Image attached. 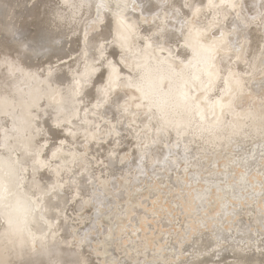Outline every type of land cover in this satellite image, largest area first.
<instances>
[{"label":"bare ground","instance_id":"6f19581e","mask_svg":"<svg viewBox=\"0 0 264 264\" xmlns=\"http://www.w3.org/2000/svg\"><path fill=\"white\" fill-rule=\"evenodd\" d=\"M101 4L103 5L102 7H100ZM186 5H190L191 8H183ZM130 8L140 12H131ZM11 9H13L12 14L10 12ZM9 12L11 18L18 12L25 14L23 16V22L20 24L18 23L19 30L17 31L10 27L12 21L9 20ZM170 12L172 17L177 20L176 24L173 22L175 28H170L169 25L165 26L167 18L170 16ZM230 12L238 13V19L241 21H245L247 18L246 16L249 15L248 17L253 20H251L252 22L258 19L259 22L264 24V0H211V2L210 0H68V3H65V0H0V35H3V39L0 41V59L6 57L20 69L19 72L12 74L9 72L7 65L0 67V264H67V262H65L67 257H69V264H92L94 263H90L94 256L92 254H97V257L98 254H102L103 257L101 259L98 257L102 264L110 263L109 261L114 262H111L112 264H128V260H122L124 256H121L122 261H118L120 258L117 257V253L116 256L115 252L111 251V247L115 246L113 237L119 233H126L129 230H125V224H129V222L120 224L121 218L118 215L115 217H111V214L109 215V217L112 218V221L116 219L113 223H117V219L120 221L117 231H114L113 227H110L109 230H106V233L107 231L108 233L103 234V236L98 238L96 236V238H94L93 235V238L96 240L93 243L94 245H92L93 247H91L94 249V252L91 251V259L85 255L87 254L84 253L86 252L85 250L82 252L81 247L87 243L85 241V233H88V231L86 230H90L89 233L92 234L91 232L94 228L93 230L89 229L91 227L90 223V225H87L89 228L84 230L86 232L83 231L85 228H79V230L82 229L80 231L84 232V234H81L82 237L76 241L75 236L77 233L79 234L80 231L78 230L79 232H77V230L74 229V219H72L73 221L71 224H69V220L68 222H64L65 220L67 221V219L64 221L62 220L59 210L60 208L64 209L69 200L72 198L75 199L78 195H82V199L79 198V200L72 206L70 205V207L76 209V212L81 209L84 210L82 207L87 203L94 201L95 196L101 197L99 196V193L100 191H103V183L102 185L98 184V188L90 186V191H88L89 188L86 185L91 182L90 178H96L98 175L95 172V168L93 173H96V176L90 177V174L87 172L90 178H88V176H86V178L90 179V182L82 177L83 175L85 176V174H82L81 178V174L79 175L78 173H74V175H65L64 178L67 179L65 182L61 176L62 173H60V170L62 168V170H65L64 168L67 170V168L71 166L70 164L72 161L76 162L80 159V162H82V169H80L84 173L85 171H89V168L92 167H89L91 165L88 166L87 164L91 162L88 161L89 163H87L84 161L86 154H88V147L91 145L88 144L90 142L92 143L97 136L99 137L100 135L101 137V134L104 135V138L111 134L110 129H108L109 126L108 128L106 127L108 123L112 128L109 120L110 122L113 121L118 123L121 121H123L122 123H125L124 121H126L130 125V119L132 118L131 120H133L135 117L137 118L136 114H142V118H144L143 115L145 116L143 120L146 122V126L143 128L144 131L146 130L147 132L153 126V129H151L152 131L149 130V134H146L149 144H154L161 140V138L164 140L166 136H168L167 147H163V144L162 147L160 145H154L151 147L148 146V141H146L147 145L145 144V148L147 147L148 149V147H151L148 149L150 151L145 150L146 152H144V148L138 152L136 149V145L140 140L137 138L138 134L134 133L135 135H130V133H133L134 131H131L130 133L128 131L129 135H126L127 132H125V130H127V128L125 129V123V130L123 131L124 134L126 133V138L123 139L124 141L120 142L121 145L118 146L119 141L114 144V140L112 142L113 144H105L106 142L103 139L100 140L105 143L99 144V141L96 140L100 137L95 140L98 142V146H95L94 154H96L97 162L102 163L103 165L100 164L102 167L97 165L98 172L102 170L104 171V169L113 172V166L115 163L114 157H116L114 155H116V151L118 150L121 151V153L124 152L121 159L125 158L127 160L129 154L127 155L125 152H129V150H137L136 159L139 161L137 169L140 168V170L136 173L140 175L142 171H144V163L148 158L150 159V162H146L148 168L158 162L159 164L156 166L157 168L166 170L170 169L169 171H172L175 166H180L179 164H190L192 168H194V171H192L193 169L191 170L193 175L191 174L192 177L189 178H191V182H193L194 185L200 182L198 183V186L203 190L201 189V191H197V189L196 193H193L192 190L190 195L187 194L189 196L188 199H185L187 202L183 208L186 209L185 211H187V213L192 212L193 214L196 210H198L196 212L198 213V202L200 205L202 203V210L200 209V211H202L203 215L197 220L192 218L193 221L190 222L189 232H186L185 230L188 228L184 229L181 225L179 233L182 232L185 236L184 238L180 236V238L177 239V242L174 240L175 243L171 238L172 232L176 231L175 226L168 229H164V227L161 226L159 227V232L157 230L158 233L154 231L149 232L147 230V216H151L152 214H140V209H137L140 211L139 213L138 211L136 212L140 214L141 217L139 221L141 220L142 223L140 222V225L138 226L134 221L136 225L131 229L133 234H130L129 236L128 233V237L125 240L123 236L124 242L131 241L135 244L134 246H131L130 243L129 247L124 245L125 243L122 244L124 247L129 248V254L132 250L135 251V255L133 254L134 256H130L132 261L134 259L136 262L138 259L143 258V264H151L152 261L149 263L150 259L162 264V262L172 263L177 259H183L190 253V250H192L189 248L185 249V243L191 240L195 233H204L205 231L203 232V230L206 229L213 231L212 233L217 238L216 243H214L216 246H221V243L225 241L228 243L229 239H235V241L238 239L236 243H234V241L232 242L234 244L230 245L239 247V249L243 248L244 245L249 248L250 246H257L259 244V242H257L259 234H264V232L258 234V229H256L258 226L255 225V223V229L251 230V233L254 232V235H247L244 239H242L243 237L235 236L237 232H250L248 227L250 224H245V226L242 224L245 223V221H242L239 224L237 223L239 221L235 220L236 218L240 220L239 216L241 218V215L249 214L246 213L248 210H243L244 212L236 210L235 206H239L238 204L241 205V203H243L237 202L238 197H236V192H241V194H243L244 191L250 189L257 190L259 188L256 185L258 180L255 181L254 184L253 178L256 176L248 177L243 172L241 175L234 177L230 176L229 170L234 164L243 167L247 166L246 168L248 169V166H251L256 161L257 150H264V107H261L260 104L259 106H253V104H251L253 106V111H251V109L249 111L248 108H239L237 106V101L240 100L242 95L247 91L248 84L250 85V83H247L250 82V79L247 77L249 79L247 80L245 74L252 72L251 70L254 72L258 63L257 61L260 60L258 56L260 51L262 52L260 42L264 40V27L260 28L258 24L259 29L257 25L253 24L251 27H257L251 31L252 29L250 30L248 28L250 25L246 24L247 22L243 23L244 25H249L246 27L251 32L248 30L250 35L246 38L248 41V38L251 37V43L248 44L247 41H244L246 40L245 38L244 40H240V37H238L240 42H244L235 48L232 46L233 43H231V38L233 39L234 35L232 36L230 33L235 34L237 29L243 25L242 22L236 20L238 22L235 23V21H232L233 25L230 26V29L232 30H229V26L223 24L224 26L226 25L228 29L225 30L226 27H224L223 31H220L221 28L218 29L219 32L217 33H220V36L217 35L215 37H211L209 34L214 23H211L212 25L208 23L210 21L208 18L207 23L198 24L197 22V24H194V21L196 20L194 18L196 17H199L198 19H200L202 15H207L208 17L213 13H216L215 15L220 14L221 16H226ZM159 14L162 17H160ZM183 15L186 17V20L191 19L190 21L187 20V22L189 21V26L184 32L181 30L185 24L182 25V21L185 19V17L182 19ZM157 16L158 18L163 19H160V22L154 21ZM212 17V19H218L214 14ZM227 17H230L229 14ZM121 18L131 26L130 30L126 33L121 30ZM209 18L211 17L209 16ZM175 19H171V24L172 20L175 21ZM222 19H224V17ZM87 20L88 22L91 20V24H86ZM151 20H153L154 23H157L154 27V23L153 25L150 24L153 27L152 31L154 34L158 33V29L163 32L167 31V27L169 30L173 29L174 32L169 35L165 33L164 35L160 34L157 36H151V28L141 26L142 21L149 22ZM186 20H184V22ZM218 20L220 21L221 19ZM247 21L252 24L249 21V18H247ZM225 22H228L230 25L229 21L226 19ZM216 23L217 22H215V24ZM97 27H101L102 29L99 31L96 30V34L90 35V30ZM213 28L212 30H214ZM212 30L210 32H212ZM258 30L262 31H260L261 34L258 33ZM20 32L26 33V36L24 37L25 43L22 44L23 49L16 46L14 42L10 40L11 36ZM182 32V38L178 43V41H176L178 38L176 39L175 37H178L177 35ZM122 35L125 37L124 40L121 39ZM246 35L247 34H245V36ZM26 38L32 39L34 44L28 43ZM106 39L110 40L109 43L104 42L102 44ZM173 40L176 42L174 41L173 44H170ZM101 45L103 47H101ZM154 46H156V48H154ZM12 48H19V51H15ZM228 50L230 52L231 50L236 51L235 54L231 55L230 53L226 54V51ZM78 53L80 54L75 58L66 60L68 56ZM246 55L248 56L247 59H249L248 64L245 66L243 63V66L241 64L242 67L239 66L238 70L235 69V64L234 66L232 65L234 61V59L232 61V58L240 57L242 60ZM260 71L261 70H259V72ZM255 72L257 71L255 70ZM262 72L264 71L262 70ZM113 73L119 77L115 82H113ZM243 73L245 74L243 75ZM236 74H238V76H236ZM263 74L264 73L261 75ZM249 75L251 76L252 74L250 73ZM254 77L256 78V76ZM258 79L260 80L259 76ZM253 84L256 85L255 81ZM263 85L262 87H264ZM250 99L252 98L250 97ZM110 103H113V106L106 108L105 106ZM242 104H239V106L241 107ZM254 109H256L258 113H256ZM98 115H103L108 120L107 122L106 118L103 119V121L106 120L104 123H101L102 126L106 123V125L101 128L103 130H99L98 128V126H100V121L98 122V120H101V118H97L99 117ZM123 115H125V117ZM137 119L139 123H143V121L141 122L139 120V117ZM133 122L135 123V121ZM139 123H137V125ZM71 124L78 126L77 128L75 126L76 130L71 128ZM132 126L133 125H130L131 128ZM104 127L107 129L105 128L104 130ZM138 130H135V132H138ZM114 131H117V128ZM118 133L119 132L115 135L119 136ZM121 137H123L122 134L120 135V138ZM92 148H94V146H92ZM226 149L240 153L238 155L236 154L237 157H234L235 154H232L234 159L231 158V156L225 158L224 163L222 164L223 169L217 171L215 164L219 161L218 158L224 155L223 151ZM93 159L95 161V158ZM116 159L118 158L116 157ZM130 159L132 158L129 157V160ZM261 161L263 160L261 159ZM122 162L123 161L121 160V163ZM257 162L259 164V160ZM76 163L78 164L79 162ZM125 163L127 164V162ZM74 164L75 163H73V167ZM136 165H138V163H136ZM127 168L130 167L127 166ZM177 168L179 169L180 167H176L175 169ZM73 169L76 170L75 168ZM247 169L246 171L249 172ZM81 170L80 172H82ZM157 170L159 171V169ZM106 171L107 170H105V173ZM254 171H258L257 167ZM133 173L131 172L130 176H132L131 174ZM202 173H206L207 176H199ZM175 174L176 172H173V174L171 173V176ZM182 174H180V177L183 178ZM104 175H102V177ZM127 175L129 176V173ZM102 177H100V179L104 182L105 179L103 180ZM167 177L168 176L166 175V177L164 176L163 178ZM172 179L170 180L171 182ZM248 179L251 181L250 184L246 182ZM158 180L160 183L161 180L159 178ZM95 181L97 183V180ZM125 181L127 182V179H125ZM131 181L133 182L132 179ZM65 183L67 186H65ZM94 183L92 182V185ZM134 183L136 184V181ZM185 183L188 184V182ZM259 184H261V182ZM110 186H114V184ZM148 187L146 186V188ZM260 187H262V184ZM146 188H144L145 190L143 191H146ZM170 188L174 187L170 185ZM252 190L251 193L254 192ZM126 191L127 190L125 189V192ZM150 192L152 193V191ZM161 192L162 189H160L157 197H155L156 195L153 196L155 197L152 199L153 207L149 208L153 213H159L160 210H165L163 208L167 203L164 204V197ZM112 193L114 194V192ZM129 194H131V192H129ZM206 194L209 195L207 196ZM180 195L181 194H179L178 197ZM187 195H185V197H187ZM144 196L146 197V194ZM242 196L246 195L243 194ZM250 196L252 197V195ZM102 197L104 199L106 196ZM148 197L151 198V195ZM204 197L205 200H202ZM207 200L210 205L214 203L215 206L213 209H209V204L206 203ZM263 200L264 199L262 198V201L260 202L262 203ZM71 202L72 200L69 203ZM98 202L99 200L96 203ZM254 202H256V200ZM177 203H179V201ZM125 206H127L128 214L133 212V204ZM232 206L236 211V215L233 212ZM178 207L180 208V206ZM122 210H124V208ZM181 210H179V212ZM72 211L69 213L72 214ZM172 212L173 211L171 210L169 211V213ZM231 214H234L235 216H230ZM251 214H253V212ZM160 215L161 214H159V216ZM177 215H179V213ZM135 216H131L132 222L133 217ZM138 217L139 216H137V219ZM163 217L164 216H161V218ZM182 218L183 217H181V220H183ZM233 218L236 224L233 222ZM78 219L80 218H77L76 220ZM163 220L167 221L168 219L166 220L165 218ZM256 220L257 219H255V221ZM251 221L255 222L254 220ZM186 222L188 223L187 220ZM259 222L256 221V223ZM79 223H77V225H79ZM91 223L94 222L91 221ZM154 223L155 222H153V224ZM161 223L162 222L159 224ZM169 223L171 224V222ZM162 224L164 225V223ZM262 224L263 223L260 225ZM115 225L117 224H114V226ZM154 227H152V229H154ZM139 229H142L143 234L141 235L142 238L140 237L141 239L137 240L136 236H139V233L141 232L138 233ZM149 229L151 228L149 227ZM229 229L235 233L231 232V234L226 235V232H229L227 231ZM94 232L93 234H96V232ZM162 234L163 237L159 238ZM174 234L173 236L175 237ZM179 235L180 234L177 236ZM240 240L245 243H242L241 245L239 242ZM74 241H76V243ZM200 241L209 242L208 239H202V237L195 238L193 245L194 243H198V249L200 248ZM90 242H88V244ZM117 244L119 243L117 242ZM89 245H91V243ZM120 245L121 244H119V246ZM234 246H232V248ZM147 247H150L154 254L145 251L148 250L146 249ZM260 247L262 246L260 245ZM254 249H256V247ZM196 250L197 248L192 250V252H195ZM221 250L222 248L218 251ZM241 250L243 251V249ZM110 251L112 252V255H110ZM123 251H119L118 254ZM167 251H170L171 253L168 255L165 254ZM198 252L203 255L201 251ZM214 252L216 253L215 255H217L216 249H214ZM127 253L125 254L124 252L123 255H127ZM256 253L257 251L255 252V256L253 255L254 257H256ZM240 254L244 257L242 253ZM262 254L264 253H261V255ZM96 256H94V258L97 260ZM192 256L195 255L189 254L187 260H184L182 263L192 264L190 260H188H192ZM210 256L213 255L210 254ZM127 257L129 256L127 255ZM218 257L221 258V256ZM235 257L238 260L237 255H235ZM238 257L240 256L238 255ZM250 257L252 256H248L245 259L242 258L241 261L239 260L238 264H259V262L254 263L253 260L255 259H250ZM236 259L234 260L236 261L234 264H237ZM57 260L60 262L55 263ZM220 261L223 264V261ZM152 263L154 264V262ZM261 264H264V262Z\"/></svg>","mask_w":264,"mask_h":264},{"label":"rangeland","instance_id":"374dc122","mask_svg":"<svg viewBox=\"0 0 264 264\" xmlns=\"http://www.w3.org/2000/svg\"><path fill=\"white\" fill-rule=\"evenodd\" d=\"M188 5H186V6H184L183 8H191L190 7V5L187 7ZM130 10H131V12H135L136 11V13H139L140 11H137V10H132L131 8H130ZM185 10V9H184ZM10 12H11V14H12V12H13V9H11L10 10ZM10 12H9V15H10ZM161 13V12H160ZM169 13V12H168ZM180 13V12H179ZM181 14V13H180ZM205 14V13H204ZM213 14H214V16L215 17H217L218 19H221L220 21L218 20V19H216L215 17V19H212L213 17ZM213 14H208L211 18H209V16L207 17V15H202V17L200 18V19H198L199 17H196V18H194V19H196L195 21H194V24H197V22H198V24L199 23H201V24H204V23H207V18H208V20H210V21H212V22H208V23H214L213 25H212V27H211V30H212V28L214 29V30H212V32H210L209 31V34L211 35V37H215V36H220V33H217V32H219V30L218 29H220L221 28V30L220 31H223V29H224V27H226V25L227 26H229L228 28H229V30H232V29H230V26H232L233 24V22L235 21V23L236 22H242V24L243 23H246V24H249V25H242V26H240L238 29H237V32H238V30H239V32H238V34H237V32L234 34H232V33H230L232 36L234 35V37H233V39L231 38V43H233L232 44V46H234L235 48L238 46V45H241V43H243L244 41H247V36H249L250 35V32L251 31H253V29H256L255 27H257L258 26V24H259V26H260V28L262 27H264V24L262 23V22H259V20L257 19L256 21L254 20V22H252L253 20L252 19H250V17H248V16H246L247 18H249V21L252 23V24H250L248 21H247V18L246 17H244V18H246L245 19V21H241L240 19H238V16H237V14L238 13H236V12H230V13H228L229 14V16L230 17H227V15L226 16H221L220 14H217V15H215L216 13H213ZM231 14V15H230ZM25 14H22V13H20V12H18L15 16H13L12 18H11V15L9 16V20H11L12 21V23L10 24V27L12 28V29H14L15 31H17V30H19V24L20 23H22L23 22V16H24ZM212 15V16H211ZM234 15V16H233ZM159 16L160 17H162L160 14H159ZM220 18H219V17ZM232 16V17H231ZM236 16V17H235ZM184 15L182 16V19H184ZM224 17V19H222ZM235 17V19L233 20V18ZM228 18H230V19H228ZM251 18H253V17H251ZM159 19V20H158ZM160 19H163V18H158V16L156 17V19L154 20V21H156V22H160ZM168 19H170V20H168ZM171 19H175L174 17H172V15H171V12H170V16L167 18V22L165 23L166 25L165 26H167V25H169V27L171 28H175V24H176V22H177V20L175 19V21H173L172 20V24H171ZM193 19V20H194ZM225 19L227 20V21H229V23H230V25L228 24V22H225ZM184 20H186V17H185V19ZM184 20L182 21V25H183V27L181 28V30L184 32V31H186L187 30V28H188V26H189V21L191 20V19H187V20H189L188 22H187V20L184 22ZM199 20V21H198ZM204 20V21H203ZM214 20H216V21H214ZM224 20V21H223ZM236 20H238V21H236ZM252 20V21H251ZM90 21L91 20H89V22H88V20H87V22H86V24L87 23H89V24H91L90 23ZM154 21L153 20H151V21H149V22H146V21H142V27H145V28H151L150 29V32H151V36H157V35H160V34H165V33H167V35H169V34H172V32H174V30L173 29H171V30H169V28L167 27V31H165V32H163V31H159V29H158V33H156V34H154V32L152 31V28L155 26V25H157V23H154ZM201 21V22H200ZM214 21V22H213ZM218 21H219V24H218ZM233 21V22H232ZM175 24H174V23ZM215 22H217L216 24H215ZM258 22V23H257ZM19 23V24H18ZM146 23V24H145ZM153 23H154V25H153ZM261 23V24H260ZM144 24V25H143ZM150 24H152L153 25V27H152V25H150ZM187 24V25H186ZM218 24V25H217ZM221 24V25H220ZM223 24H226L225 26L223 25ZM253 24H255V25H257V26H255V27H251V25H253ZM149 25V26H148ZM215 25V26H214ZM218 27H217V26ZM221 27H220V26ZM244 26V27H243ZM251 30H249L247 27ZM259 26H258V28H259ZM234 27V26H233ZM232 27V28H233ZM251 27V28H250ZM227 27L225 28V30L226 29H228ZM246 28V29H245ZM259 28V29H260ZM100 29H102L101 27H97V28H95V29H93V30H90L91 31V33H89L90 35H93V34H96L97 33V31H99ZM217 29V30H216ZM97 30V31H96ZM233 30H236V29H233ZM250 32H249V31ZM216 31V32H215ZM246 31V32H245ZM259 32V34H261V30H258ZM261 31V32H260ZM95 32V33H94ZM155 32H157V31H155ZM169 32H171V33H169ZM183 32L182 33H180V34H178L177 36L178 37H175L176 39L178 38V40H176V41H178V43H179V40L182 38L181 37V35L183 34ZM249 34H248V33ZM10 33V32H9ZM21 33V34H20ZM20 33H17V34H15V35H13V36H11L10 37V40H12L13 42H14V44L16 45V46H18V47H20V48H22L23 49V43H25V41H24V37L26 36V33L25 32H20ZM216 33V34H215ZM244 33V34H243ZM11 34V33H10ZM212 34H213V36H212ZM215 34V35H214ZM245 34H247L246 36H245ZM264 34V33H263ZM230 35V36H231ZM240 35V36H239ZM231 36V37H232ZM243 38H242V37ZM3 37V35L1 34L0 35V41L3 39L2 38ZM28 37V36H27ZM238 37H240V40L242 39V40H244V38L246 39V40H244L243 42L241 41H239V38ZM235 38V39H234ZM237 38H238V40H237ZM251 37H249L248 38V44H250L251 43V39H250ZM250 39V40H249ZM264 39V38H263ZM237 40V41H236ZM26 41L28 42V43H31V44H34L33 43V40L32 39H27L26 38ZM109 39L107 40H105V41H103L102 42V44L105 42V43H109ZM174 41L175 40H173V41H171L172 43H170V44H173L174 43ZM175 41V42H176ZM181 42V41H180ZM240 42V43H239ZM264 40L263 41H261L260 43H261V49H262V52L260 51V53H259V58H260V60L259 61H257L256 63H257V66L255 67L256 69H254V72H253V70H251L252 72H246L247 74H245V73H243V75L245 74V78H247V80H249L250 82H247V83H250V85L248 84V87L250 88H248L247 87V91L245 92V94H243L242 95V98L240 99V100H238L237 102H238V107L239 108H248V110L250 111V109H251V111H253L252 109H253V106H259V104L261 105V107H264V87H262V85H263V82H264V74L263 75H261L262 73H264V72H262V70L264 71V67H262V66H264ZM166 43H167V41H166ZM236 43H239V44H236ZM107 45V44H106ZM154 48H156V46H154ZM13 49V48H12ZM248 49V48H247ZM13 50H15V51H19V48L18 49H13ZM229 51V50H228ZM226 51V54H228V53H230L231 55H233V54H235V51L236 50H231V52L229 51ZM176 53V52H175ZM80 53H78V54H73V55H71V56H68L67 58H66V60L67 59H72V58H75L77 55H79ZM263 54V55H262ZM238 58V59H237ZM248 58V56L246 55L245 56V58H243L242 60H241V58L240 57H233L232 58V61H233V59H234V61H233V66H234V64H235V69H239L238 67L240 66V67H242L244 64H245V66L248 64V61H249V59H247ZM258 58V59H259ZM176 59V58H175ZM236 59V60H235ZM240 59V60H239ZM244 60V61H243ZM247 60V61H246ZM242 61V62H241ZM246 62V63H245ZM238 63V64H237ZM244 63V64H243ZM240 64V65H239ZM241 64H242V66H241ZM260 65V66H259ZM259 66V67H258ZM259 68V69H258ZM263 68V69H262ZM258 69V70H257ZM236 70V71H237ZM255 70L257 71V72H255ZM259 70H261L260 72H259ZM262 72V73H261ZM252 74L253 75V77H252V75L250 76L249 74ZM248 75V76H247ZM260 77V80L258 79V76ZM236 76H238V74H236ZM254 76H256V78L254 77ZM252 78V79H251ZM254 78V79H253ZM258 79V80H257ZM261 79H263V80H261ZM253 80V81H252ZM251 81H252V84H251ZM254 81H255V83H256V85H257V87H256V85L255 84H253L254 83ZM259 85V86H258ZM264 86V85H263ZM260 87H261V89H260ZM254 88V89H253ZM250 91H249V90ZM238 91V90H237ZM252 91V92H251ZM249 92V93H248ZM253 93V94H252ZM261 96H262V98H261ZM246 97H247V99H246ZM250 97L252 98V99H250ZM254 98V99H253ZM255 98H257V99H255ZM261 98V99H260ZM252 100V101H251ZM113 102H115V101H113ZM236 102V103H237ZM242 102H243V104H242ZM249 103V104H248ZM262 103V104H261ZM239 104H242L241 105V107L239 106ZM248 104V105H247ZM251 104H253V106L251 105ZM246 105V106H245ZM250 105H251V107H250ZM263 105V106H262ZM111 106H113V103H110V104H108L107 106H105L106 108H108V107H111ZM255 110V112L256 113H258L257 111H256V109H254ZM122 115V114H121ZM99 116V115H98ZM101 116V117H100ZM99 117H97L98 119L99 118H101V120H98V122L100 121V126H98V128H99V130H103V129H101V128H103V126H105L106 125V123L105 124H103V126L101 125V123H104V121H106L107 120V118L105 117V116H103V115H100ZM124 117H125V115H123ZM136 116H137V118L139 117V120L142 122L143 120H144V118H145V116L143 115V117L144 118H142V114H136ZM103 117V118H102ZM141 117V118H140ZM106 118V120H104L103 121V119H105ZM136 117L133 119V120H131L130 118V121H131V123H130V125H133L132 126V128L130 127V125L126 122V121H124L125 123H126V126H125V123H122L123 121H121V122H113V121H111L110 122V120H109V123H111V125H112V128H111V126L110 125H108V123H107V125H106V127L108 128V126H109V128L108 129H110V132H111V134H109V136L108 137H106L105 136V138H104V135H102L101 134V137H100V135H99V137L97 136L95 139H94V141L91 143H89L88 145H90L89 147H88V150H87V153L88 154H86V156H85V160L84 161H86L87 163H89V162H91V163H89V164H87L88 166L89 165H91V166H89V167H92V168H89L88 170L89 171H85V173L81 170L82 169V167H81V164H82V162H80V159H78L76 162H79L78 164L74 161H72L71 162V166L70 167H68L67 168V170H66V168H64L65 170H60V173H62V177H63V179H64V181L66 182L67 181V179L66 178H64V176L65 175H67V174H73L74 175V173H78L79 175H80V177L82 176V174H85V176L83 175L82 177H84L85 179H87L86 178V176H88V178H90V177H94V176H96V173L98 174L97 175V177L96 178H98V179H96V178H90L91 179V182L89 181L90 179H87V181H89L90 183H87V185L86 186H88V188L90 187V186H92V187H96V188H98V184L99 185H102V183H103V194H102V192L100 191V193H99V196H101V197H97V196H95L94 197V201H91V202H89V203H87L86 205H84L82 208H84V210H82L81 208V210H78L77 212L75 211L76 209H73V207H70V205L72 206L73 204H75L78 200H79V198L80 199H82L81 197H82V195H78V196H76L75 197V199L74 198H72V199H70L69 200V202L72 200V202L71 203H69V207H68V203H67V205H66V207H64V209L63 208H60V214H61V217H62V220L64 221L65 219H67V221L65 220L64 222H68V220H69V224H71L72 223V219H74V224H73V227H74V229L75 230H77V232H79L80 230H82L83 228H85V229H83V231L84 230H86V228L88 229L89 227H87V225H90L91 224V227L89 228V229H91V230H93V228H94V230H95V232H96V234H93V232H94V230L91 232L92 234H90L89 232H90V230H86V231H88V233L86 232V231H84V232H86L87 233V235H86V233H85V241L87 242L86 244H84L81 248V250H82V252H84V250L86 251V252H84V253H87V254H85L87 257H90V255L92 254V252H94V249L93 248H91V247H93L92 245H94L93 243H94V241L96 240V239H94V238H96V236H97V238L98 237H100V236H103V234H107L108 233V231H107V233H106V230H109V228L110 227H113V230L115 231H117V228L119 227V225L120 224H125V223H127V222H129V224H125L126 225V227H125V230L127 231L128 229V232H126L127 233V235H126V233H119L118 235H116L115 237L117 238H115V237H113V240H114V242H115V246L113 247H111L112 248V250L111 251H113V252H115V255H116V253H117V257L118 258H120V260L118 259V261H122V260H128L127 261V263L128 264H143L142 263V260H143V258H140V259H138V260H140V261H134V259H133V261H132V259H131V257L130 256H134L135 255V251L134 250H132L131 252H130V254H129V248H127V247H124V245H127L128 247H129V244L131 245V246H134V244L135 243H132L131 241L129 242H124V240L125 239H127V237H128V233H129V236H130V234H133L132 232H131V229L133 228V226L134 225H136V223L138 224V226L140 225V222H141V220L139 221V219H140V214H144V215H148V214H152L151 216L150 215H148L147 217H148V220H147V224H148V228H147V230L150 232V231H154V232H156V233H158L159 232V227H161V226H163L164 227V229H168V228H171L172 226H175V228H176V231H173L172 232V239H173V242H175L174 240H176V242H177V239L178 238H180V236L182 237V238H184V236H185V234L183 233L182 234V232H180L179 233V231H180V226L182 225V228H188V229H185L186 230V232L189 230L190 231V222L191 221H193V219H195V220H197L198 218H200L202 215H203V213H202V211H200V209L202 208L201 207V205H202V203H201V205H200V203L198 202V207H199V212L198 213H196L198 210H196V212H194L193 214H192V212L190 213V212H188L187 213V211H185L186 209L185 208H183V207H185V203L187 202V200H185V199H188V196L190 195V193H191V191L193 190V193H196L197 191H201V189L202 188H200V186H198L199 184L198 183H200V182H198V183H196L195 185H194V183L193 182H191V178H189V177H192L191 176V174L193 175V172L192 171H194V168H192V166L189 164V165H187V164H185V163H182V164H179L180 166H175L174 167V169H172V171H169V170H166V169H161V168H157L156 166L159 164L158 162L157 163H155L152 167H149L148 168V164H146V162H150V159L148 158V160L147 161H145V167L143 168V170L144 171H142V173H141V175L140 174H138V173H136L137 171H139L140 170V168L139 169H137L138 168V166H139V161H137V159H136V157H137V150H138V152L139 151H141L142 149H144L145 148V144L147 143L146 141H148V146H154V145H160L161 147H162V144H163V147H167V142H168V136H166V138L163 140L162 138H161V140H159V141H157V142H155L154 144H149V140H148V138H146V134L148 135L149 134V130H151V129H153V126L151 127V129H149L147 132H146V130L144 131V127L146 126V122L145 121H143V123H139V121H138V119H137ZM138 122H137V121ZM133 121H135V123L137 122V123H139L138 125H137V123L135 124ZM107 122H108V120H107ZM134 123V124H133ZM116 124V125H115ZM140 124H141V130H140ZM142 124H143V127H142ZM97 125H98V123H97ZM114 125H115V127H114ZM118 125V126H117ZM129 125V126H128ZM71 126V128H73V129H75V126H76V128L78 127L77 125H75V124H71L70 125ZM74 126V127H73ZM102 126V127H101ZM119 126H121V127H119ZM124 126H125V129L127 128V130H125L124 129ZM106 127H104V130H105V128ZM120 129H122V130H120ZM135 127V128H134ZM138 127V128H137ZM106 128V129H107ZM116 128H117V131H114V130H116ZM133 129V130H131V129ZM114 129V130H113ZM139 129V130H138ZM143 129V130H142ZM76 130V129H75ZM123 130H125V132H127V134L126 135H129V133L131 132V131H134L133 133L131 132L130 133V135L131 134H134V133H136V134H138L139 135V137H138V135H137V138H139L140 140H139V142H138V144L136 145V149L137 150H134V151H132V150H129V152L127 151V152H125V153H127V157H128V160L127 159H121V157H122V154H124V152L123 153H121V151H116V155H114V156H116L118 159H116V157H114V162L116 163H114V166H113V172H111L110 170H108V169H104V171L102 170V171H99L98 172V166L99 167H102L103 165H102V163H98L97 162V159H96V154H94V150H95V146H98L97 145V143L98 142H96V141H99V144H103V143H105V144H110V143H112L113 142V140L115 141V142H113L114 144L115 143H118V141H119V143H118V146L119 145H121L120 144V142H122V141H124L123 139H125L126 138V135L124 134V131ZM135 130H138V132L136 131L135 132ZM122 131V132H121ZM128 131H129V133H128ZM152 131V130H151ZM117 132H119L118 134H119V136H117V135H115ZM115 133V134H114ZM140 133V134H139ZM122 134V136L123 137H121L120 138V135ZM143 134V135H142ZM115 135V136H114ZM135 135V134H134ZM166 135V134H165ZM103 136V137H102ZM118 139H117V138ZM99 138V139H98ZM110 138H112V139H110ZM115 138V139H114ZM142 138V139H141ZM96 139H98V140H96ZM103 139L104 141H101V140ZM109 139V140H108ZM117 139V140H116ZM146 139V140H145ZM96 140V141H95ZM145 140V141H144ZM166 140V141H165ZM166 143H164V142ZM95 142V143H94ZM142 142V143H141ZM163 142V143H162ZM64 143H66V142H64ZM112 143V144H113ZM170 143V142H169ZM146 144V145H147ZM195 144H197V143H195ZM195 144H194V146H195ZM144 145V146H143ZM92 146H94V148H92ZM91 147V148H90ZM140 147V148H139ZM151 147H148V149H150ZM147 147L144 149V152H146L147 150ZM146 150V151H145ZM261 152H260V151ZM148 151H150V150H148ZM258 152H257V154H256V161H255V163H253L251 166H248V169L246 168V167H243V166H241V165H237V164H234V165H232V167H231V169L229 170V175L230 176H237V175H241L242 174V172L243 173H245V175L246 176H248V177H253L254 175L256 176L255 178H253V180H254V184H255V181H257L256 182V185L259 187L257 190H258V192H257V190H252V189H250V190H248V191H244V195H246V196H242L243 194H241V192H236L235 194L237 195H235L236 197H238V201L237 202H243V203H241V205L244 207H242L240 204H238L239 206H235L236 207V210H239V211H246V210H248V211H246V213L249 215H246V217H245V215H241V218H240V216H239V219L240 220H238V218H236L235 220H237V221H239V222H237V223H241L242 221H245V223H242V224H250V226L248 225V227H249V230H250V232L249 231H245V232H237L236 234H235V236L237 237V236H239V237H243L242 239H244L245 238V236H247V235H250V234H253L254 235V232H252L251 233V230H254L255 229V225H257L258 227H256V229H258V234L259 233H261V232H264V200H263V204L260 202V201H262V198L264 199V192H263V189H264V150H261V149H258L257 150ZM93 152V153H92ZM224 153V155L223 156H220L219 158H218V162H216V164H215V168H217L216 170L217 171H219V169H223L222 168V164L224 163V159L225 158H227V157H230L231 156V158H233L234 159V157H237V155L240 153H236L237 151H231V150H229V149H226L225 151H223ZM232 152V153H231ZM92 153V154H91ZM119 153H121V154H119ZM136 154V156H135V154ZM226 153H227V155H226ZM259 153H261V154H259ZM90 154V155H89ZM94 154V155H93ZM232 154H235V156L234 157H232ZM237 154V155H236ZM134 155V156H133ZM258 155V156H257ZM89 156V157H88ZM91 156V157H90ZM129 157L130 158H132V159H130V160H132V161H130L129 160ZM263 157V158H262ZM89 160H88V159ZM93 158H95V161H94V159ZM119 158H120V160H119ZM260 158V159H259ZM93 161V163H92V161ZM259 160V164H258V160ZM261 159L263 160V161H261ZM121 160L123 161L122 163H121ZM223 160V161H222ZM89 161V162H88ZM119 161V162H118ZM262 162V164H261V162ZM99 162H100V160H99ZM125 162H127V164L125 163ZM129 162V163H128ZM73 163H75L74 164V167H73ZM121 163V164H120ZM132 163H134V164H132ZM136 163H138V165H136ZM221 165H220V164ZM77 164V165H76ZM96 164V165H95ZM100 164L102 165V166H100ZM118 164H119V166H118ZM257 164V165H256ZM76 165V166H75ZM98 165V166H97ZM116 165V166H115ZM134 165V166H133ZM127 166L128 167H130V168H127ZM132 166H133V168H132ZM146 166H147V168H146ZM185 166H186V168H185ZM221 166V167H220ZM239 166V167H238ZM255 166V167H254ZM263 166V167H262ZM176 167H180L179 169L177 168V169H175ZM182 167V168H181ZM244 169H243V168ZM249 167H250V169H249ZM254 167V168H253ZM256 167H257V169H258V171H254L255 169H256ZM52 168V167H51ZM73 168H75L76 170H74ZM81 168V169H80ZM94 168H95V172L96 173H93V171H94ZM127 168V169H126ZM159 169V171L157 170V169ZM238 170H237V169ZM253 169V172H252V169ZM262 168V169H261ZM93 169V170H92ZM128 169H131V170H128ZM146 169V170H145ZM193 169V170H192ZM246 169L250 172H247L246 171ZM80 170L82 171V172H80ZM92 170V171H91ZM105 170H107L106 171V173H105ZM117 170H118V173H117ZM121 172H120V171ZM175 170V171H174ZM178 170V171H177ZM192 170V171H191ZM262 170H263V172H262ZM67 171H69V172H67ZM76 171V172H75ZM191 171V172H190ZM233 171V172H232ZM237 171H238V173H237ZM90 174V177H89V175H88V173ZM104 172V173H103ZM123 172H125V173H123ZM129 173V176L127 175L128 173ZM133 173V174H131L132 176H130V173ZM158 172V173H157ZM159 172H160V174H159ZM169 172V173H168ZM173 172L175 173L176 172V174L175 175H172L171 176V173L173 174ZM183 172H185V173H183ZM258 172V173H257ZM260 172V173H259ZM87 173V174H86ZM93 173V174H92ZM101 173H102V175H104L103 177H102V175H101ZM117 173V174H116ZM120 173V174H119ZM123 173V174H122ZM183 173V174H182ZM187 173V174H186ZM190 173V174H189ZM234 173V174H233ZM111 175V177H110V175ZM115 174V175H114ZM119 174V175H118ZM138 174V175H137ZM180 174H182L183 175V178L182 177H180ZM116 176V177H114V176ZM124 175V176H123ZM126 175V176H125ZM135 175V176H134ZM166 175L168 176L167 178H163L164 176L166 177ZM181 175V176H182ZM186 175V176H185ZM190 175V176H189ZM220 175V174H219ZM121 176V177H120ZM139 176H141V177H139ZM144 176V177H143ZM170 176V177H169ZM188 176V177H187ZM199 176H207V174L206 173H202L201 175H199ZM218 176V175H217ZM221 176V175H220ZM81 177V178H82ZM100 177H102V179L104 180L105 179V181L103 182V181H101V179H100ZM123 177V178H122ZM127 177V178H126ZM135 177V178H134ZM175 179H174V178ZM178 177V178H177ZM185 177H187V178H185ZM247 177V178H248ZM128 178H129V180H128ZM143 178V179H142ZM158 178L161 180L160 181V183H159V180H158ZM173 178V179H172ZM180 178H181V180L184 182H188V184L187 183H183L181 180H180ZM109 179H110V181H109ZM113 179V180H112ZM125 179H127V182L125 181ZM131 179L133 180V182L131 181ZM139 179V180H138ZM142 179V180H141ZM172 179V182L170 181ZM95 180H97V183H96V181ZM125 182H124V181ZM145 181V183H144V181ZM155 180V181H154ZM164 182H163V181ZM113 181H114V183H113ZM117 181V182H116ZM136 181V184L134 183ZM158 181V182H157ZM180 181V182H179ZM224 181V180H223ZM249 181V182H248ZM248 181L246 180V182L247 183H249L250 184V179H248ZM92 182L94 183L93 185H92ZM106 182V183H105ZM115 182H116V184H115ZM124 182V183H123ZM138 182H139V184H138ZM177 182V183H176ZM183 184H182V183ZM189 182H190V185H189ZM261 182V184H262V187H260V185L261 184H259ZM263 182V183H262ZM125 183H127V184H125ZM134 183V184H133ZM162 183V184H161ZM164 183H166V184H164ZM172 183V184H171ZM258 183V184H257ZM90 184V185H89ZM107 184V185H106ZM114 184V186H110V185H113ZM132 185V187H131V185ZM142 184V185H141ZM105 185V186H104ZM109 185V186H108ZM156 185V186H155ZM170 185H172V187H174V188H170ZM185 185V186H184ZM190 186V187H188V186ZM65 186H67L66 185V183H65ZM117 186V187H116ZM146 186L149 188H146ZM154 186V187H153ZM159 186H160V188H159ZM163 186V187H162ZM176 186V187H175ZM181 186V187H180ZM182 186H183V188H182ZM192 186H193V188H192ZM252 186V185H251ZM109 187V188H108ZM129 189H128V188ZM140 187V188H139ZM162 187V188H161ZM188 187V188H187ZM116 188V189H115ZM131 188V189H130ZM144 188H146V191H143V190H145ZM177 188H179V189H177ZM192 188V189H191ZM118 189H119V191H118ZM125 189L127 190V191H129V192H131V194H129V192H125ZM150 189H152V190H150ZM160 189H162V192H161V194H163V197H164V204L165 203H167V204H165L166 206L163 208V209H165L164 211H159V213H153L152 212V210H149V208L150 207H153V200L152 199H154L155 197H157L158 196V193H159V191H160ZM170 189V190H169ZM189 189H191V190H189ZM198 189V190H197ZM110 190V191H109ZM142 190V191H141ZM167 192H165V191ZM171 190H172V192H171ZM182 190V191H181ZM185 190V191H184ZM186 190H188V191H186ZM197 190V191H196ZM203 190V189H202ZM251 190L252 191H254L253 193L255 194V193H257V194H253V193H251ZM88 191H90V188L88 189ZM133 191H135V192H133ZM150 191H152V193L150 192ZM154 191H155V194H154ZM173 191H174V194H173ZM179 193H178V192ZM184 191V192H183ZM190 191V192H189ZM195 191V192H194ZM206 191H207V189H206ZM209 191V190H208ZM261 191V192H260ZM112 192H114V194H115V196H114V194L112 193ZM116 192V193H115ZM133 192V193H132ZM164 192H165V194H164ZM177 192V193H176ZM181 192V193H180ZM248 194H247V193ZM250 192V193H249ZM263 192V193H262ZM150 193V194H149ZM169 193V194H168ZM129 194V195H128ZM146 194V197L144 196ZM154 194V195H153ZM171 194V195H170ZM179 194H181L179 197H178V195ZM187 194H189V195H187ZM263 194V195H262ZM110 195V196H109ZM120 195V196H119ZM127 195V196H126ZM151 195V198H149L148 196H150ZM156 195V196H155ZM164 195H166V196H164ZM168 195H170V196H168ZM183 195V196H182ZM185 195H187V197H185ZM207 195V194H206ZM209 195V194H208ZM207 195V196H208ZM242 196V197H244V198H242V197H240V196ZM250 195H252V197L250 196ZM262 197H261V196ZM102 196H106V197H104V199H103V197ZM130 196V197H129ZM138 196H139V198H138ZM153 196H155V197H153ZM174 196V197H173ZM182 196V197H181ZM254 196V197H253ZM257 196H258V198H257ZM143 197V198H142ZM168 197H169V199H171V200H169L168 199ZM175 197H177V198H175ZM240 197V198H239ZM101 198V199H100ZM114 198H116V199H114ZM145 198H146V200H145ZM150 200H149V199ZM167 198V199H166ZM179 198V199H178ZM251 198V199H250ZM256 198V199H255ZM77 199V200H76ZM106 199V200H105ZM110 199V200H109ZM128 199V200H127ZM174 201H173V200ZM180 199H181V203H182V205H181V203H180ZM246 201H245V200ZM256 200V202H254L255 200ZM257 199H259V200H257ZM99 200V202L98 203H96L97 201ZM103 200H104V202H103ZM182 200H183V202H182ZM202 200H205V197H204V199H202ZM102 201V202H101ZM111 201V202H110ZM119 201H120V203H119ZM122 201V202H121ZM147 201V202H146ZM168 201V202H167ZM175 201H176V203H175ZM179 201V203H177ZM201 201V200H200ZM234 201H236V200H234ZM118 202V203H117ZM152 202V203H151ZM205 202V201H204ZM247 202V203H246ZM254 202V203H253ZM91 203V204H90ZM115 203V204H114ZM136 203V204H135ZM174 203V204H173ZM206 203L207 204H209L208 203V200L206 201ZM205 203V204H206ZM246 203V204H245ZM95 204H96V206H95ZM98 204V205H97ZM128 204H133L134 206V210H133V214L132 213H130V214H128V210H127V206H125V205H128ZM262 204V205H261ZM136 205H137V207H136ZM148 205V206H147ZM212 205V206H211ZM209 204L208 206H209V209H213L214 208V203H212V204ZM249 206V207H247V206ZM252 205V206H251ZM101 206H103V207H101ZM105 206V207H104ZM120 206V207H119ZM178 206H180V208L182 209H180ZM211 206V207H210ZM121 207H122V209L124 208V210H122L121 209ZM146 207H148V208H146ZM175 207V208H174ZM251 207V208H250ZM262 207V208H261ZM70 208V209H69ZM72 208V209H71ZM144 208V209H143ZM232 208H233V212H234V214L236 215V211H235V209H234V207L232 206ZM243 208V209H242ZM248 208H250V209H248ZM256 210V211H258V212H256L254 209ZM118 209V210H117ZM137 209H140V211L141 212H144V213H141L139 210H137ZM252 209V210H251ZM61 210H62V213H61ZM64 210V211H63ZM70 210V211H69ZM73 210V211H72ZM109 210V211H108ZM124 211V212H122V211ZM173 211L172 213H169V211ZM179 210H181L180 212H179ZM202 210V209H201ZM263 210V211H262ZM66 211H67V213H66ZM72 211V214L71 213H69V212H71ZM74 211H75V213H77V214H75L74 213ZM83 211V212H82ZM98 211H100L101 212V214H100V212H98ZM105 211H107V212H105ZM112 211H113V213H112ZM115 211V212H114ZM119 211V212H118ZM130 211V210H129ZM136 211H138V213L140 212V214H138ZM176 211V212H175ZM183 211H184V213L185 214H187V215H185L184 213H183ZM243 211V212H244ZM66 214H65V213ZM78 212H80V213H78ZM110 212V213H109ZM150 212V213H149ZM175 212V213H174ZM253 212V214H251V213ZM256 214H255V213ZM261 212V213H260ZM68 213H69V215H68ZM103 213V214H102ZM107 213H108V215H107ZM137 213V214H136ZM147 213V214H146ZM179 213V215H181V214H184V215H181V216H179V215H177ZM200 213V214H199ZM259 213V214H258ZM65 214V215H64ZM73 214H75V215H73ZM111 214V215H110ZM113 214V215H112ZM123 214V215H122ZM135 214H136V216H135ZM159 214H161L160 216H159ZM163 214V215H162ZM165 214H166V216H165ZM191 214V215H190ZM234 214H231L230 216H233ZM73 215V216H72ZM109 215L112 217H115L116 215H118L121 219H120V221H121V223H120V221H118V219H117V223H113L115 220H113L112 221V218H110L109 217ZM190 215V216H189ZM197 215H198V217H197ZM234 215V216H235ZM80 216V217H79ZM131 216H135V217H133V222L131 221L132 220V217ZM137 216H139L138 217V219H137ZM157 216H158V218H157ZM161 216H164L165 218H166V220L167 221H165V220H163V219H165L164 217L163 218H161ZM174 216H175V219H174ZM257 216V217H256ZM65 217V218H64ZM92 217V218H91ZM108 217V218H107ZM156 217V218H155ZM176 217H178V218H176ZM180 217V218H179ZM181 217H183L182 219L183 220H181ZM188 217H190V218H188ZM254 217L255 219H257L256 221L257 222H259L260 224L261 223H263L262 225H260L259 223H256V221H255V219L252 218ZM260 217H262V218H260ZM69 218V219H68ZM77 218H80V219H78V220H76ZM95 218H96V220H95ZM131 218V219H130ZM185 218H187V219H185ZM193 218V219H192ZM235 218V217H234ZM234 218H233V220H234ZM97 219H98V222H97ZM100 219V220H99ZM152 219V220H151ZM178 219H180V220H178ZM242 219V220H241ZM244 219V220H243ZM259 219H261V220H259ZM263 219V220H262ZM130 220V221H129ZM137 220V221H136ZM154 220V221H153ZM161 220V221H160ZM170 220V221H169ZM175 220V221H174ZM178 220V221H177ZM186 220L188 221V223L186 222ZM235 220L233 221L234 223H235ZM251 220H254L255 222H252L251 221V223H250V221ZM91 221L92 222H94V223H96V224H94V223H91ZM136 223H135V222ZM164 221V222H163ZM79 222H81V223H83V224H81V223H79ZM86 222V223H85ZM139 222V223H138ZM153 222H155L154 224H153ZM160 222H162V223H164V225L165 226H167L168 224V226L167 227H165L162 223V225L161 224H159ZM168 224H167V223ZM169 222H171V224L169 223ZM174 222H176V223H174ZM77 223H79V225H77ZM90 223V224H89ZM120 223V224H119ZM142 223V222H141ZM152 223V224H151ZM179 223H181V224H179ZM254 223H255V225H254ZM77 225V227H76V225ZM98 224V225H97ZM104 224H105V226H104ZM114 224H117V225H115L114 226ZM151 224V225H150ZM167 224V225H166ZM184 224V225H183ZM188 224H189V226H188ZM227 224V223H226ZM236 224V223H235ZM251 224H253L254 225V227H253V225H251ZM86 225V226H85ZM96 226V228L99 230H97L96 228H95V226ZM130 225V226H129ZM150 225V226H149ZM156 225V226H155ZM159 225V226H158ZM171 225V226H170ZM187 225V226H186ZM245 225V226H246ZM72 226V225H71ZM102 226H104L103 228H101ZM154 227V229H152V227ZM177 226H179V227H177ZM261 226V227H260ZM82 227V229H80L79 230V228H81ZM149 227L151 228V229H149ZM105 228H107V229H105ZM115 228V229H114ZM156 229V230H155ZM261 229V230H260ZM79 230V231H78ZM103 232H102V231ZM146 230V231H147ZM157 230H158V232H157ZM130 231V232H129ZM141 231V232H140ZM188 231V232H189ZM205 231V232H204ZM227 231H229V232H226V230H225V232H226V235H228V234H231V232H234V231H232V230H227ZM84 232H79V234L77 233L76 234V236H75V238H76V241H78V239H80L81 237H82V235L81 234H84ZM94 232V233H95ZM105 232V233H104ZM141 234H140V233ZM149 232H148V234H149ZM203 232L204 233H201L200 234V232H197V233H193L194 235H193V237H192V239L191 240H189L187 243H185V249H187V248H189V249H192V250H195L196 248H197V250L195 251V252H197V253H195V252H192V250H190V253L189 254H194L195 256H192V260L191 259H188V260H190V262L192 263V264H222V262L220 261V260H222L223 261V264H234V263H236V261H234L235 259H236V257H235V255H237V258H238V260H237V264H238V262H239V260L241 261L242 260V258H247L248 256H252V257H250V259H255V260H253V262L254 263H257V262H259V264H261V263H263L264 262V254H262L261 255V253H264V234H259V237H258V240H257V242H259V244L256 246V245H253V246H250L249 248H247V246H243V248H240L239 249V247H236V246H234V245H232V246H234L233 248H232V246L230 245V244H234V243H236V241L238 240H236L235 241V239L233 240V239H229V241H228V243H226L227 241H225V242H223V243H221V246H216V244H214V243H216V241H217V238L214 236V234L212 233L213 231L212 230H209V229H206V230H203ZM58 233H60V232H58ZM138 233H139V236L137 235L136 236V239L137 240H140L141 238H142V234H143V232H142V229H139V231H138ZM174 233H176V234H174ZM235 233V232H234ZM173 234L175 235V237L178 235V234H180L179 236H177L176 238L173 236ZM256 234V233H255ZM88 235H90V236H88ZM93 235H94V238H93ZM122 235V236H121ZM257 235V234H256ZM120 236V237H119ZM123 236H124V240H123ZM214 236V237H213ZM72 237V236H71ZM91 237V238H90ZM141 237V238H140ZM163 237V234L162 235H160L159 236V238H162ZM175 239H174V238ZM197 237H202V239H208L209 240V242H202V241H200V248L198 249V243H194V245H193V241L195 240V238H197ZM235 238V237H234ZM91 242H90V241ZM116 240H118V241H116ZM232 240V241H231ZM76 241H74L75 243H76ZM93 241V242H92ZM121 241V242H120ZM235 241V242H234ZM88 242H90L91 243V245H89L88 244ZM117 242L119 243V244H121L120 246H123V247H120L119 246V244H117ZM175 242V243H176ZM232 242H234V243H232ZM240 242V244L242 245V243H245L244 241L243 242H241V240L239 241ZM125 243V244H124ZM117 244V245H116ZM122 244H124V245H122ZM263 244V245H262ZM260 245L262 246V247H260ZM88 246V247H87ZM177 246H178V244H177ZM189 246V247H188ZM256 247V249H254L255 247ZM85 247H86V249H85ZM116 247H117V249H116ZM191 247V248H190ZM195 249H194V248ZM228 247H229V249H230V251H229V249H228ZM231 247V248H230ZM246 247V248H245ZM253 247V248H252ZM260 247V248H259ZM89 248V249H88ZM119 248H121V249H119ZM222 248V250L221 251H218L219 249H221ZM239 250H238V249ZM257 248H258V250H257ZM262 248V249H261ZM90 249H92V250H90ZM115 249V250H114ZM124 249H126V250H124ZM146 249H148V250H145V251H148L149 253H151V254H154V252L150 249V247H147ZM214 249H216V252H217V255H215L216 253L214 252ZM232 249H233V251H235V252H233L232 251ZM241 249H243V251H244V253H243V251L241 250ZM247 249V250H246ZM260 249V250H259ZM90 250V251H89ZM123 251V252H120L119 254H118V252L119 251ZM236 250H237V252H236ZM253 250V251H252ZM257 251V253H256V257H254L255 256V252ZM92 251V252H91ZM110 251V252H111ZM127 251H128V253H127ZM133 251H134V253H133ZM151 251V252H150ZM198 251H201L202 253H203V255H201L200 254V252H198ZM208 251H209V253H208ZM240 251H242V252H240ZM252 251V252H251ZM255 251V252H254ZM263 251V252H262ZM125 252V254L127 253V255L129 256V257H127V255H123V253ZM186 252V251H185ZM213 252V253H212ZM238 252H240V253H242L243 254V256L244 257H242L241 256V254L240 253H238ZM247 252V253H246ZM261 252V253H260ZM88 253H90V254H88ZM169 253H171L170 251H167L165 254H169ZM235 253H237V254H235ZM260 255H259V254ZM132 254V255H131ZM134 254V255H133ZM150 254V255H151ZM189 254L186 256V257H184L183 259H177L175 262H168L169 264H184V263H182V262H184V260H187V258H188V256H189ZM210 254L211 255H213V256H210ZM218 254H222V255H218ZM250 254V255H249ZM92 255H94V256H96L97 254H92ZM91 255V256H92ZM109 255V254H108ZM110 255H112V252L110 253ZM215 255V256H214ZM233 255V256H232ZM238 255L240 256V257H238ZM254 255V256H253ZM94 256L92 257V259H91V257L89 258V259H91V261H90V263H92V262H94V263H92V264H96V263H98V264H102V263H100V259L103 257L102 256V254L100 255V254H98V257L100 258H98L97 256V260L99 261H97L95 258H94ZM101 256V257H100ZM121 256H124L123 258H122V260H121ZM218 256H221V258L220 257H218ZM263 256V257H262ZM126 257V258H125ZM233 257H235V258H233ZM257 257H259V258H257ZM218 258H220V259H218ZM150 259V258H149ZM195 259V260H194ZM224 259H225V261H224ZM96 260V261H95ZM154 262V264H155V262H156V264H161V263H159L158 261H153L152 259H150L149 260V263L150 262ZM206 261V262H205ZM234 261V262H233ZM58 262H60V261H56L55 263H58ZM65 262H67V264H69V257H67L66 258V260H65ZM64 262V263H65ZM110 263H107V264H112V263H114V262H112V261H109ZM112 262V263H111ZM151 262V264H153ZM215 262V263H214ZM167 262H162V264H168ZM72 264V263H71ZM77 264H83V263H77Z\"/></svg>","mask_w":264,"mask_h":264},{"label":"snow or ice","instance_id":"6c2138e0","mask_svg":"<svg viewBox=\"0 0 264 264\" xmlns=\"http://www.w3.org/2000/svg\"><path fill=\"white\" fill-rule=\"evenodd\" d=\"M211 2V0H210ZM65 3H68V0H65ZM103 5L101 4L100 7H102ZM120 27H121V30L122 32H128L131 28L130 25H128L124 20L123 18L120 19ZM86 35V34H85ZM121 39L124 40L125 37L122 35L121 36ZM101 47H103L101 45ZM4 65H7L8 66V70L10 73L14 74L16 72H19L20 69L16 67V65L8 58H3V59H0V67H3ZM119 77L115 75V73H113V82H115V80H118Z\"/></svg>","mask_w":264,"mask_h":264}]
</instances>
